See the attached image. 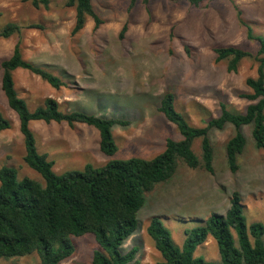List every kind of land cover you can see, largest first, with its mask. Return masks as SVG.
I'll use <instances>...</instances> for the list:
<instances>
[{"label": "rangeland", "instance_id": "374dc122", "mask_svg": "<svg viewBox=\"0 0 264 264\" xmlns=\"http://www.w3.org/2000/svg\"><path fill=\"white\" fill-rule=\"evenodd\" d=\"M93 1L104 23L94 30L89 18L73 35L75 9L66 0H50L49 8L41 9L28 0H0V28L11 21L23 25L24 57L66 83L55 88L30 70L14 71L19 96L30 109L52 96L65 112L81 110L129 121L113 128L118 146L113 155L101 151L100 133L93 126L32 121L37 148L48 155L56 173L82 170L87 164L101 167L111 159L153 158L164 150L168 138L182 139L176 125L160 111L167 92L173 93L177 111L195 126L218 116L222 103L234 111L246 109L250 101L241 94L250 91L246 79L256 75L257 60L244 58L236 71L229 70L226 60H216L215 48L238 45L255 54L259 42L248 39L243 23L256 34H264V0H204L200 6L185 0H151L149 5L138 2L132 8L130 0ZM32 23L43 27H28ZM126 23L128 29L121 38ZM18 39L19 35L0 37V65L11 56ZM1 83L0 71V113L12 121L10 129L0 132V167H14L19 179L27 176L45 184L24 160L19 118L9 107ZM252 128L253 124L241 127L246 144L236 172L230 170L226 158L227 141L236 129L227 124L210 131L213 173L180 162L172 178L147 191L138 228L122 245V252L137 246L140 264H158L163 258L147 233L152 217L161 218L174 242L183 246L188 229L201 225L212 213H226L234 192L241 196L247 220L264 224V149L256 146ZM193 149L201 154L200 138ZM71 241L74 253L60 264H93L99 248L95 236H72ZM195 255L218 262L217 242L209 238ZM39 263L36 252L0 260V264Z\"/></svg>", "mask_w": 264, "mask_h": 264}, {"label": "trees", "instance_id": "16d2710c", "mask_svg": "<svg viewBox=\"0 0 264 264\" xmlns=\"http://www.w3.org/2000/svg\"><path fill=\"white\" fill-rule=\"evenodd\" d=\"M28 1L37 9L50 6V0ZM150 1L130 0L129 8L138 2L149 5ZM185 1L200 6L204 0ZM66 5L75 9L73 35L85 27L89 18L94 21V30L104 23L93 0H66ZM243 24L247 28L248 39L259 42L255 54L238 45L216 47L215 51L216 60H226L229 70L236 71L247 57H254L258 62L256 75L246 79L250 91L241 94L250 101L244 111H234L222 103L218 116L211 117L204 126H195L177 111L173 93L167 92L161 99L160 111L176 125L182 139L168 138L164 150L153 158L134 156L111 159L101 167L87 164L82 170H70L63 174L56 173L48 155L39 152L30 126L32 121L93 126L99 130L100 149L106 155H113L118 149L113 128L125 126L129 121L81 110L65 112L52 96L46 97L43 105L30 109L19 96L14 71L20 68L30 70L55 88H61L66 83L47 68L37 66L24 57L23 25L13 21L4 24L0 28V37L19 35V39L11 56L1 62V87L9 107L19 118L26 151L24 160L42 175L45 184L27 176L19 179L14 167H0V260L36 252L39 264H60L74 253L71 237L90 233L99 245L93 254V264H140L136 258L137 246L126 253L121 247L138 228V213L145 203V193L172 178L180 162L213 173L211 130L222 129L227 124L235 126L236 132L226 144V158L233 172L239 169L238 159L246 144L241 127L253 124V140L258 148L264 149V34H256L250 25ZM28 27L43 26L32 23ZM127 29L126 23L120 31L121 38ZM11 127L12 121L0 113V132ZM198 138L201 139L200 155L193 149V143ZM147 233L163 258L158 264H264V224L247 220L238 192L233 193L225 214L212 213L203 219L201 225L188 229L183 246L174 242L170 229L157 216L151 218ZM209 238L217 242L220 252L218 262L195 255L196 249Z\"/></svg>", "mask_w": 264, "mask_h": 264}]
</instances>
